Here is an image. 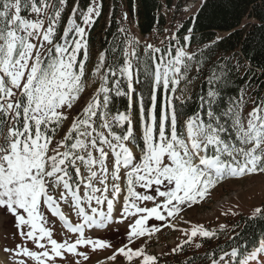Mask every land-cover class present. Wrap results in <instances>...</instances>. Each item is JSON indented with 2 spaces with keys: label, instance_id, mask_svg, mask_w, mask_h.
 Instances as JSON below:
<instances>
[{
  "label": "snow or ice",
  "instance_id": "snow-or-ice-1",
  "mask_svg": "<svg viewBox=\"0 0 264 264\" xmlns=\"http://www.w3.org/2000/svg\"><path fill=\"white\" fill-rule=\"evenodd\" d=\"M207 7L208 0H200L197 11L185 9L188 26L164 29L158 44L142 43L118 24L86 79L90 33L104 0H0V209L23 238L3 250L12 257L5 264H94L99 250L109 252L108 264L118 256L121 264H159L145 246L130 245L162 227L175 229L183 206L203 201L223 182L264 176V96L251 82L235 95L228 90L236 74L255 77L248 63L254 57L214 59L224 39L215 34H202L192 46ZM116 10H110L113 18ZM127 18L123 13L121 20ZM201 78L207 87L197 95L196 110L186 113L187 85ZM182 82L178 109L173 97ZM90 83L97 85L90 99L52 146ZM60 202L75 212V223ZM46 211L63 222L61 241L46 226ZM149 219L161 224L148 226ZM256 220L264 221V208L254 209L249 222ZM114 223L126 228L121 246L93 237ZM179 231L184 239L173 254L198 236L217 237L203 225ZM204 259L264 264V230L251 243L229 237L227 248Z\"/></svg>",
  "mask_w": 264,
  "mask_h": 264
},
{
  "label": "rangeland",
  "instance_id": "rangeland-1",
  "mask_svg": "<svg viewBox=\"0 0 264 264\" xmlns=\"http://www.w3.org/2000/svg\"><path fill=\"white\" fill-rule=\"evenodd\" d=\"M163 2V7L160 12L164 15L166 20L165 26L160 30L152 33L150 38H146L145 34H142L137 25V18L128 16L123 24L126 28H131L133 34L138 36L142 43L152 42L158 44L159 40L163 39L167 33L164 29L175 30L181 23H183L189 16L190 12L185 11V9H191L193 12L197 11V5H199L200 0H173L170 7ZM111 0H105L104 10L99 22L98 27L92 33V36L99 34L103 35V29L106 24L111 21ZM127 12L125 7L122 8V14ZM127 15L128 12H127ZM246 21V20H245ZM225 33L219 32L218 36H224ZM195 47V46H193ZM90 61L86 65V79L89 77L91 70L94 67L95 62L98 59L99 53L102 51L99 42L96 40L90 43ZM97 85L91 84L86 87L85 92L82 94L81 99L74 105L73 109L68 113L69 119L65 121L62 127L58 130L57 136L53 139V145L56 141L63 138L68 129L70 128L72 119L82 111L85 101L90 99L93 91ZM192 84L187 85L188 91L184 93L187 97L191 91ZM185 87L182 82L178 88L175 96L173 97V102L176 97L181 96V89ZM251 110V105L249 104L244 108L245 115ZM133 114H135V106L133 108ZM135 128V124H134ZM55 195V194H54ZM264 202V176H253L245 179H229L222 184H220L216 189H214L210 195L203 201L197 204L188 206H183V211L179 214L177 220L173 221L175 224V229L171 227H162L161 231L158 233H153L151 237H145L135 240L130 247L137 248L141 246L146 247V251L149 254L155 255L158 258L159 264H177V261L184 260L192 253H202L211 245H214L218 238L219 232L224 231L221 229V225L226 226V230H231L233 228L234 222L239 218L240 215L252 214L256 207H261ZM61 210L65 215L75 223L77 217L75 212L70 209L68 205L60 202ZM149 206L151 204L149 203ZM42 210L44 207L42 205ZM232 212H236V215H232ZM227 213V214H226ZM48 217L47 227L53 230V236L58 241L66 235V229L63 227V222L59 220V217H53L50 212H45ZM155 224H161V222L154 219H149L148 226ZM194 225H203L206 229L214 230L217 232V237L213 238H194V243L192 245H186L183 252L173 254L171 249L175 247L178 243L183 242V234L179 229L191 230ZM119 229V232L116 229ZM126 231L125 225L120 223H114L110 229L103 230L98 229L92 233L93 237H103L104 239L113 243L114 247H119L124 242V233ZM87 234V233H86ZM23 238L17 234V229L14 227V218L10 214H6L2 209H0V264H5V260L11 261L12 257L8 256L3 250L7 248L17 247ZM25 245L33 250H36L34 245L30 241H24ZM195 243L202 245L199 249L195 248ZM186 249V250H185ZM86 250V249H81ZM109 254L107 251L99 250L97 253L92 254V261L97 260L103 262V264H108L106 257ZM67 259L69 262L72 261L73 256L67 254ZM121 257H117L115 264H121ZM124 264H127L125 261Z\"/></svg>",
  "mask_w": 264,
  "mask_h": 264
},
{
  "label": "trees",
  "instance_id": "trees-1",
  "mask_svg": "<svg viewBox=\"0 0 264 264\" xmlns=\"http://www.w3.org/2000/svg\"><path fill=\"white\" fill-rule=\"evenodd\" d=\"M111 2V10H117L114 18L111 13V21L105 25L102 31L103 35L92 36L99 25L101 17L90 33L89 43L97 40L102 50L106 43L112 41L113 34L117 32V25L125 27L121 20L123 7L127 9L128 16L137 18V25L142 34L155 33L166 24L164 15L160 12L163 7L161 0H111ZM172 3L173 0H165L168 7ZM133 4L135 5L134 10L132 8ZM188 21L189 17L183 24L188 26ZM198 23L200 27L192 46H199L202 34L218 35L219 32H222L225 33L222 36L224 39L214 48V59L228 58L233 53H239L241 58L254 57V59H249L248 63L255 69V77L246 76L244 72L236 74L228 90L235 95L238 88L247 87V84L251 82L254 90L264 96V91H261L264 88V76H261L260 73V65L264 64V54H261L264 50V30L258 27L264 24V0H208V7L200 15ZM204 39L206 40L207 36H204ZM205 81L206 78L193 80L189 93L192 100L187 101L185 97L183 110L186 113L190 114L196 110L198 105L197 95L202 88L207 87ZM174 103L179 109L180 100L176 99ZM118 107L123 110V101L118 104ZM261 207L264 208V202ZM250 215H240L231 230L224 229V231L219 232V238L214 245H211L202 253L189 254L186 259L177 261V264H189V261L192 264H208L207 260L204 259L205 254L213 251L219 252L221 248H227L229 237H235L239 242L251 243L255 241L261 231L264 230V221L256 220L250 223ZM236 225H239V227H234Z\"/></svg>",
  "mask_w": 264,
  "mask_h": 264
},
{
  "label": "built area",
  "instance_id": "built-area-1",
  "mask_svg": "<svg viewBox=\"0 0 264 264\" xmlns=\"http://www.w3.org/2000/svg\"><path fill=\"white\" fill-rule=\"evenodd\" d=\"M145 36H146V38H149L150 35L149 34H146Z\"/></svg>",
  "mask_w": 264,
  "mask_h": 264
}]
</instances>
